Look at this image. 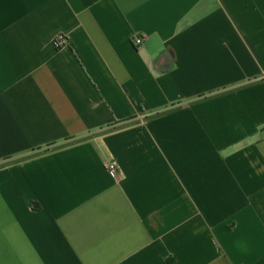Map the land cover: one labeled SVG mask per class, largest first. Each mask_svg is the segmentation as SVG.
<instances>
[{
  "label": "crops",
  "instance_id": "crops-1",
  "mask_svg": "<svg viewBox=\"0 0 264 264\" xmlns=\"http://www.w3.org/2000/svg\"><path fill=\"white\" fill-rule=\"evenodd\" d=\"M0 264H264V0H0Z\"/></svg>",
  "mask_w": 264,
  "mask_h": 264
},
{
  "label": "built area",
  "instance_id": "built-area-1",
  "mask_svg": "<svg viewBox=\"0 0 264 264\" xmlns=\"http://www.w3.org/2000/svg\"><path fill=\"white\" fill-rule=\"evenodd\" d=\"M144 41V38L141 37V36H136L134 39H133V42L136 46H140L142 45ZM68 44V40L65 36H59L56 40H55V45L56 47H64ZM107 169H109L111 171V173H115L117 171V163L115 161L113 162H108L107 163Z\"/></svg>",
  "mask_w": 264,
  "mask_h": 264
},
{
  "label": "trees",
  "instance_id": "trees-1",
  "mask_svg": "<svg viewBox=\"0 0 264 264\" xmlns=\"http://www.w3.org/2000/svg\"><path fill=\"white\" fill-rule=\"evenodd\" d=\"M57 49H61L60 47H57Z\"/></svg>",
  "mask_w": 264,
  "mask_h": 264
}]
</instances>
